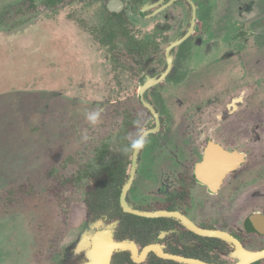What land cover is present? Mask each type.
Listing matches in <instances>:
<instances>
[{"label":"rangeland","instance_id":"1","mask_svg":"<svg viewBox=\"0 0 264 264\" xmlns=\"http://www.w3.org/2000/svg\"><path fill=\"white\" fill-rule=\"evenodd\" d=\"M151 1L155 0H145L132 9V2L126 0L134 13L131 17L140 16V10L144 11ZM192 1L195 2L193 7L187 0H180L179 6L188 13L193 11V19L198 20L199 29L190 36V42H196L200 30L199 57L209 59L206 64L210 63V70L227 63L228 71L221 73V80L211 79L209 84L204 82L193 88L185 98L170 97L167 92L183 82L167 80L146 92L143 102L139 91L144 84H149L146 82L149 72L138 75L132 71L131 59L145 57L136 53L131 45L139 41L145 46L158 39L163 53L171 41L169 37L162 38L165 37L163 28L170 25L163 28L156 25L149 30L154 34L148 40L147 36L151 35L145 27L149 25L144 21L130 22V25L141 26V29L131 30L145 38L129 41L120 37L116 48L108 51L97 40L102 34V18L106 14L103 0H66L56 6L49 5L47 0H0V264L55 263V250L71 242H77L72 256L81 251L83 254L73 258L62 256L63 264L89 260L85 251L91 246L93 232L100 228L115 231L116 224L106 226L89 222L84 210L86 184L83 179L73 181L67 188L66 209L60 206L51 188L59 179L79 173L88 162H93L92 167L87 164L91 171H97L96 154L102 144L110 147L111 155L122 151L119 141L131 142L155 126L150 113L158 111L165 118V126L147 137L150 142L145 154L150 155L149 159L171 160L176 150L179 153L183 150L177 143L192 133L190 124L198 122L189 111H196L201 93L215 89H218L215 94L220 93L215 101L199 98L205 109L225 99L228 108L236 109L244 105L245 100L251 105L264 99V0ZM59 17L72 20L73 25L88 32L91 38L88 51L85 48L90 43L89 37L78 30L73 32ZM191 24L193 28L195 24ZM191 32L189 30L184 38ZM194 56L193 52L188 55ZM98 72L101 75L95 78ZM227 81L228 92L232 91L229 94L221 92ZM215 84L219 87H213ZM245 88H250L252 93L240 101L237 98ZM171 99L174 106L180 102L181 117L170 105ZM188 105L190 109L185 111ZM92 111L100 113L95 126L86 119V114ZM260 112L256 107L248 111L249 127L264 124ZM227 122L233 139L241 138V110L229 115ZM128 123L134 124L135 130L129 131ZM85 134L87 141L82 139ZM261 144L263 146L258 145L254 150L264 152V142ZM249 149L253 152V147ZM151 180L149 192L155 194L160 178L154 176ZM260 189L264 195V188ZM246 198L250 195L241 198L240 208L234 199L229 209L225 204L216 205L213 209L219 215L217 227L224 228L225 217L239 221L246 213ZM209 211L212 208L210 210L206 204L201 207L204 220ZM85 222L87 228L82 229ZM79 234L83 239L78 242ZM55 246L58 248L54 250ZM251 246L254 250L259 245ZM224 257L231 262L240 259L234 249L230 253L226 251Z\"/></svg>","mask_w":264,"mask_h":264},{"label":"flooded vegetation","instance_id":"2","mask_svg":"<svg viewBox=\"0 0 264 264\" xmlns=\"http://www.w3.org/2000/svg\"><path fill=\"white\" fill-rule=\"evenodd\" d=\"M65 1L56 0L52 3L47 0V3L51 6H56ZM103 1L105 2L106 14L102 18V34L97 37V40L106 46L108 51L116 48L120 37H126L129 41L145 38L141 33L137 34L136 31L131 30L135 27L141 29V26L130 25V22L139 23L144 21L147 23L149 26H146L145 29L151 35L150 37L147 36L148 40H151L154 34L149 32V30L155 28L156 25L160 24L159 28H163L166 24L170 25L168 28H163L165 37L162 38L168 39L169 37V40H171L168 41L169 43H167L163 53L160 43L157 41L158 39H156L155 43L151 41L146 43L145 46L144 44L141 45L139 41L131 42V47L134 48L136 53H140L145 57V59H131L132 71L138 75H141L144 71L149 72L146 81L149 84H144L139 91L141 101L144 102L142 99L146 92L167 80L170 82L182 81V84L175 87V90L168 91L167 94L170 97L181 96L185 98L193 88L196 89L198 86H202L204 82L209 84L211 79H214V81L221 80V73L224 70L228 71L227 63L210 70L211 67L208 68L210 63L208 66L206 64L209 59L199 57L198 51L200 50V45H202L199 40L200 30L198 31L196 42H190L189 40L190 36L197 32L199 27L197 26L198 20L193 19V11L188 13V11L186 12V10H182L179 7L181 5L180 0L151 1L146 5L144 11L140 10V16L136 15L133 18L131 15L134 13L128 8L126 0ZM129 1L132 2V9H136L145 0ZM187 1L191 4V7L194 6V1ZM174 5H177V7H174ZM178 9H181V11H178ZM58 19L60 22L65 23V26L71 28L73 32L78 30L89 37L90 43L85 48L88 51L91 44L88 32L80 30L68 18L59 17ZM187 20L190 23L188 26L186 25ZM191 23L195 24L193 28H191ZM189 30H192L191 34L184 38ZM215 33L213 30L212 34L214 35ZM176 43L177 45L174 46ZM90 48L94 50L93 47ZM192 52L196 56L188 57ZM161 54L162 56L160 57L159 55ZM94 56L96 57V55ZM204 59L205 61H202ZM225 59H227L226 56ZM98 66L100 65L98 64ZM99 75H101L100 72L95 75V78ZM186 81L187 83L184 84ZM213 87L219 86L215 84ZM178 89L181 90V93ZM215 90L217 91L218 89ZM215 90L201 93L197 99L198 106L196 111H189V105L185 106V111L193 112L192 116L198 122L190 124V132L192 133L177 143L183 150L180 153L176 150L174 155H171V160L149 159L150 155L145 154L148 144L141 151L133 153L130 150V142L128 140L119 141L120 150L122 151L111 155L109 154L110 147L105 143L102 144L96 154L97 171H91L93 162H88L91 167L86 163L79 173L69 176L71 179L67 177L63 180L59 179L60 181L58 180L54 184L51 188V193L59 200L60 206L66 209L68 205L65 201L69 196L67 193L69 189L67 188H70L69 186L73 181H82L83 179L86 184L84 210L86 217H89V222L103 223L106 226L116 224L115 231L111 228H100L93 232L90 238L91 246L85 251V255L89 257V260L87 262L82 260L80 264H100L97 240L98 238H103L104 235H108V238L114 242L128 241L134 243L139 257L142 256L145 247L151 244H158L166 253L200 259L209 263L232 264L239 262L240 259L236 262H231L227 260V257H224L226 251L230 253L234 249L238 253V247L234 242L217 236L201 234L194 229L191 223L204 232H225L230 234L247 251L258 252L264 250V195L263 190L260 189L261 186L264 188V152L254 150L258 145L263 146L261 141L264 142V124L249 127L248 119L250 120L251 117L247 116L248 111L256 107L258 112L261 110L260 117L264 120V99L257 100L255 104L251 105L245 100L244 105L237 109L228 108L226 99L222 100L218 105L210 104L206 109L202 108L199 98L208 97L207 100L212 99L215 101L220 95V93L215 94ZM221 92L226 94L232 92H228V81L224 91ZM251 93L252 90L250 88H245L237 99L242 101L248 98ZM179 104L180 102H176L174 106V100H170V105L176 110L178 117H181L182 112L179 109ZM234 106L236 107V105ZM239 110L242 112L243 119L242 137L233 139L231 127H228L230 123L227 120L229 115L235 114ZM150 115L155 119V126L142 133L146 137L162 131L165 126V122H163L165 118L158 111L152 112ZM128 124L129 131L135 130L134 124ZM210 128L212 129L211 131H209ZM211 147H214L213 150L217 153L213 154L209 159L207 152ZM249 147H253V152ZM219 151H225L230 154L237 152L240 156L233 158L228 156V154L218 153ZM118 156H120V159ZM154 176H159L160 178V187L155 194L149 192V185ZM125 189L126 193L123 196ZM252 194L257 198H254ZM246 195H250V198H246L244 201L246 204L245 215L239 221L228 220L225 217L224 228L217 227L219 215L217 211L214 213L213 208L216 205L225 204L229 209L233 199L240 208L241 198L246 197ZM204 204L209 206L210 210L212 208L213 211L205 213V218L207 217L205 220L200 213V209ZM50 208L52 207L50 206ZM130 209L142 212L167 211L175 212L179 215L146 217L133 213ZM60 213L62 212L60 211ZM67 215L70 216L69 213ZM143 218H163L164 220V225L159 229L155 239H150L148 243L144 242L145 238H141L142 233L138 235L135 230V220H142ZM87 224L85 222L81 228H87ZM79 237L78 242L83 239V235L79 234ZM76 243L66 244L60 250L55 246L54 250L58 248L54 254L57 258L55 263L50 262V264H63L65 259L62 256H71L73 258L74 256L82 255L81 251V254L72 256V250L74 246H77ZM255 243H258L259 246L253 250L251 245ZM109 246H107L105 256L108 254ZM134 255L133 250L116 248L110 255L109 264H147L153 255L162 258L155 251H150L143 261L137 262L134 259ZM263 260L264 258L251 264H262Z\"/></svg>","mask_w":264,"mask_h":264},{"label":"water","instance_id":"3","mask_svg":"<svg viewBox=\"0 0 264 264\" xmlns=\"http://www.w3.org/2000/svg\"><path fill=\"white\" fill-rule=\"evenodd\" d=\"M155 131V130H153ZM150 131V132H153ZM214 147H211L210 150L207 152V157L210 159L211 156L217 152H214L213 150ZM218 153H223L228 154V156L231 157H238L240 156L237 152L236 153H228V152H218ZM126 193V189L124 190L123 196ZM131 212L136 213L138 215H142V216H146V217H161V216H178V213L175 212H167V211H159V212H142V211H138V210H132L130 209ZM191 225L194 227L195 230H197L199 233L201 234H207V235H212V236H217L220 238H223L225 240H230L232 242H234L237 247H238V256L240 258L238 263H232V264H251L253 262H256L262 258H264V250L263 251H258V252H251V251H247L245 250L242 245L240 244V242L234 238L233 236H231L230 234H227L225 232H204L203 230H199L198 228H196L192 223ZM105 234V233H104ZM103 236V235H102ZM97 251H98V260L100 264H109V260H110V255L112 253V251L116 248H123V249H129V250H133V252L135 253L134 255V259L137 262L143 261L144 258L146 257V255L150 252V251H155L160 257L164 258V259H170V260H174L177 262H181L184 264H215V263H209L200 259H195V258H187V257H183L180 255H174V254H170V253H166L162 247L158 244H151L148 245L147 247H145L143 254L141 257L138 256V250L137 247L134 243L131 242H114L112 239L108 238V235H104L103 238H98L97 240ZM109 246V250H108V254L105 256V251L107 249V246ZM105 256V259H104Z\"/></svg>","mask_w":264,"mask_h":264},{"label":"trees","instance_id":"4","mask_svg":"<svg viewBox=\"0 0 264 264\" xmlns=\"http://www.w3.org/2000/svg\"><path fill=\"white\" fill-rule=\"evenodd\" d=\"M54 3L56 0H49ZM164 225L163 218L159 219H148L143 218L142 220H135V230L140 235L142 233L141 238H145L144 242H150V239L154 240L160 228ZM144 236V237H143ZM150 236V237H149ZM147 264H182L180 262H175L171 260H165L162 258L153 255ZM258 264V263H254Z\"/></svg>","mask_w":264,"mask_h":264},{"label":"clouds","instance_id":"5","mask_svg":"<svg viewBox=\"0 0 264 264\" xmlns=\"http://www.w3.org/2000/svg\"><path fill=\"white\" fill-rule=\"evenodd\" d=\"M86 119L88 120V122L95 126L96 124H98L99 120H100V113L98 111H92L86 114ZM137 124L139 123V121L136 122ZM212 129L210 128L209 131H211ZM82 139L84 141L88 140V136L85 134L83 135ZM150 141L148 140V138L143 135L142 133L140 135H138L135 139L131 140L130 142V150L133 153H137L139 151H141L142 149H144L147 144Z\"/></svg>","mask_w":264,"mask_h":264}]
</instances>
